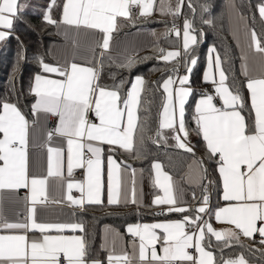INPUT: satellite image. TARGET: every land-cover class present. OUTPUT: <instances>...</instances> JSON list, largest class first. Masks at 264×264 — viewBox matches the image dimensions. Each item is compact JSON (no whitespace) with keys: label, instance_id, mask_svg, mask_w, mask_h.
Instances as JSON below:
<instances>
[{"label":"snow or ice","instance_id":"6c2138e0","mask_svg":"<svg viewBox=\"0 0 264 264\" xmlns=\"http://www.w3.org/2000/svg\"><path fill=\"white\" fill-rule=\"evenodd\" d=\"M185 7L192 18L184 14ZM212 7L208 0L199 4L202 14L210 13ZM222 7L230 20L238 15L240 21H246L244 15L238 14L234 0H223ZM134 8L138 9L135 18L148 19L158 12L170 18L171 23L169 27V21H163L164 31L159 35L151 33L155 37L151 46L154 55L139 61L134 55L119 51L116 56L110 54L115 47L111 43L112 33L120 27L118 18L134 20ZM257 8L264 20V3ZM54 10H58V18ZM195 13L192 0H0V42L13 35L15 25L24 23L26 14L37 16L44 27H54V34L65 41V52L57 59V66L36 56L39 71L31 76L26 91L33 98L30 106H25L27 111L19 106L25 93L17 94L15 86V73L26 61L21 41L13 74L8 78L9 92L16 99H0V232L23 233L0 234V264H105L93 256L86 235L75 234L85 233L83 223L38 221V210L51 213L64 206L83 212L86 205L104 204L105 189L108 206L131 203L139 208L143 193L138 188L137 176L143 170L125 160L118 161L113 153L119 151L131 159L142 160L146 158L147 141L182 150L191 157L179 179L165 171L158 160L152 161L149 174L154 196L148 207L158 208L156 215L179 213L182 218L127 225V233L134 238L131 255L122 249V254H115V246L123 237L106 226L100 245L108 253L106 264H249L242 252L224 255L225 249L237 246L253 254L259 252L264 260V42L244 24L247 43L241 56V74L247 78L244 85L227 82L216 48L209 47L202 80L213 85L214 95L204 89L197 93L190 76L198 64L196 50L204 33L201 30L198 38ZM181 16L182 29L176 23ZM201 22L211 26L213 20L202 15ZM172 35L176 41L169 39ZM161 39L179 46L165 49ZM253 48L255 54L251 59L258 76L250 75L247 63ZM97 49H100L98 57ZM121 55L123 58L117 62ZM149 59L165 65L153 66L149 72H160L162 77L166 74L162 83L153 82L156 91L162 92L157 127L152 134H149L150 117L138 114L141 108L149 112L143 100V93L148 90L144 76L121 78L112 85L101 83L105 60L117 68L130 70ZM80 60L90 66L77 62ZM93 63L95 66H91ZM181 68L185 74H179ZM44 74H56L60 79ZM109 76L116 81V73ZM244 87L249 94L247 100L242 94ZM193 95L199 98L191 116L195 127L189 129L186 104ZM50 117L55 118L51 128L47 126ZM165 130L171 135H166ZM190 132L203 142L199 158ZM57 137L66 142V153L63 147L51 146ZM30 147L46 149V174L41 165L42 151L33 152L30 170ZM74 169L83 170L82 181L73 180ZM212 173L218 174L217 180L210 178ZM181 182L201 189L199 198L193 194L198 206H182ZM213 184L224 202L215 208L210 205L209 189ZM19 189L27 190L22 198L26 214L23 221L9 222L5 201H14ZM74 190L79 196L73 194ZM212 219L229 227L216 228ZM66 231L73 234L65 235ZM28 232L40 235L29 239ZM241 237L252 243L244 244ZM157 243L161 245L159 253Z\"/></svg>","mask_w":264,"mask_h":264},{"label":"trees","instance_id":"16d2710c","mask_svg":"<svg viewBox=\"0 0 264 264\" xmlns=\"http://www.w3.org/2000/svg\"><path fill=\"white\" fill-rule=\"evenodd\" d=\"M43 2V0H41ZM205 0H192V3L196 6V13L194 17V26L197 29V35L199 38V32L202 30L204 33L203 40L197 47V57L198 64L195 66L193 73L190 77L191 86L196 90L203 86L201 80V73L204 65V55L207 49L215 47L217 53L219 54L222 60V67L228 76V83L232 84L233 82H239L244 85V81L238 72V63L239 58L237 51L234 47V44L231 41L228 22L226 17V10L222 7L223 0H208L212 3L213 7L210 13L202 14L199 8V4L204 3ZM238 9L240 13L246 16L249 19L250 25L254 32L258 35L261 42H264L263 37V27L259 22L256 8L257 5L264 2V0H236ZM58 18V10H54L53 13ZM184 14L189 15V10L187 7L184 8ZM212 19L213 23L211 26L205 25L201 22V18ZM183 16L179 17L176 21L183 23ZM190 18H192L190 16ZM163 21H169L168 26H171L170 18L162 17L158 12H155L148 19L135 18L132 21L129 20H119L118 24L120 27L118 30L112 33L113 37H120L130 31L137 29H153L158 30L159 34L162 33L165 29V23ZM13 35L4 42H0V99L5 97L9 98L12 101H15L16 96L12 95L9 92L10 85L8 83V78L12 75L13 65L16 62V53L18 51L20 42H23L26 61L21 65L20 71L15 73L16 79V92L17 94L25 93L21 97L19 106L22 110L27 111L26 105L30 106L32 97L26 95V91L30 84L31 76L39 71V67L36 63V56L40 55L44 58L45 62L48 61V49L49 46L57 40L55 33V28L51 26L44 27L35 15H25L24 23H17L14 27ZM171 41H176L177 38L170 37ZM160 44L165 49L174 48L177 45L170 44L168 41L163 39L160 40ZM154 55L151 51V48L146 52L136 56L139 61L140 58ZM153 66L156 67H165L164 64L158 62L156 59L145 60L143 63H138L135 67L130 70L117 68L111 61L105 60V69L101 78V83L112 85L113 83H118L121 78H126L131 80L135 75H143L144 78L148 81L147 91L143 93V100L149 107V112H145L141 108L138 113L141 117L149 116V124L151 127V132L154 133L155 128L157 127L158 112L160 110V101H161V92L162 89L156 91V84L154 81L162 83V79L166 78L161 76L160 72H149L148 70ZM171 67V65H168ZM182 70V68H181ZM109 73H116V81H113ZM129 85H125L127 88ZM242 94L245 97V88H242ZM196 95L190 96V99L186 106V111L189 113L191 111L192 103ZM166 135H171L167 130H165ZM173 142L169 139V145ZM197 158L203 153V143L200 141H195L194 144ZM191 157L189 154L184 153L182 150H177L172 147H164L162 144L160 146L152 144L150 141L146 142V158L142 160L130 159L129 164L132 166H138L145 169H148L153 160H158L164 166V170L167 171L170 175L175 177H181V175L186 171L187 163L190 161ZM211 170V168H210ZM212 178L213 173L211 174ZM206 183V182H205ZM215 184L212 187V194L214 193ZM198 196L200 197L201 189H199ZM214 195L212 196V200ZM80 218V221L85 226L86 238L91 244L92 254L96 256V247L98 243V232L100 227L103 224H112L119 228H123L126 224L129 223H138V222H150L158 218L167 217V218H177L181 216L178 213H170L168 216L156 215V211L149 210L145 208L138 207H123V208H114L110 209L106 206H91L87 207L86 211L77 215ZM241 240L244 244H251V240H247L241 237ZM215 243V240H213ZM260 247L259 245H256ZM243 253L248 259L249 264H264V260H261L260 253L255 254L245 251L240 247H233L231 249H225L224 255H235L238 253ZM220 253H217L219 256ZM100 256V255H99Z\"/></svg>","mask_w":264,"mask_h":264},{"label":"crops","instance_id":"0c3cea01","mask_svg":"<svg viewBox=\"0 0 264 264\" xmlns=\"http://www.w3.org/2000/svg\"><path fill=\"white\" fill-rule=\"evenodd\" d=\"M236 8H237V12L238 14H241L238 6H237V2L236 0H234ZM264 3V2H262ZM135 9V8H134ZM138 14V9H136V13H133V17L135 18ZM256 14L258 17L259 22L262 24L263 27V37H264V20H262L259 16V12H258V8H256ZM242 15V14H241ZM226 17H227V22H228V28H229V34H230V38L232 43L234 44V47L237 51L238 54V58H239V63H238V72L239 75L241 76L242 80L244 81V84L247 83V78L244 77L241 74V56H242V51L247 50V43L245 41V37H244V24H247V29L249 32L254 31L250 25L249 19L247 18L246 21L242 22L239 20L238 15L237 16H233L230 20L229 18V14L226 10ZM119 20H124V18H118ZM182 25L183 23H181L180 28L182 29ZM56 31V30H55ZM152 32H155L159 35V31L158 30H153V29H137V30H133L130 31L120 37H113V41L111 43H113L115 45L114 49H112L110 51V54L113 56H116L117 51H119L121 54H127V55H134L135 57L146 52L147 50H149L152 46V43L155 40V37H153L151 35ZM233 33H235V35H233ZM258 36V35H257ZM57 40L54 41L48 49V61L46 63L52 64L53 66H57V59H60L63 57L65 49H64V45H65V41L63 39L62 36H57ZM259 38V37H258ZM97 39H100V34L97 32ZM211 47V46H210ZM173 48H169L168 50H172ZM208 50V49H207ZM99 52L100 49H97L96 51V55L97 57L99 56ZM81 55H85V53L83 51H81L80 53ZM206 54L207 51L204 55V65H203V70L201 73V77L203 75V71L206 67ZM255 54V49L253 48L249 53V60H248V67H249V71H250V75L253 76H258V73L256 71H254V65L252 62L251 57ZM122 55L120 57H117V62H119L122 59ZM81 64H84V62L82 60L77 61ZM114 64V63H113ZM115 65V64H114ZM84 66H90L87 64H84ZM91 66H95V64L93 63V65ZM179 74H185L184 70L182 69V71ZM49 76L52 79H60L59 76H57L56 74H44ZM136 76V75H135ZM133 76V78L135 77ZM191 77V76H190ZM132 78V79H133ZM218 79V77H217ZM202 80V78H201ZM203 86H211L213 88V85L209 82V83H204L202 80ZM130 86V85H129ZM202 86V87H203ZM200 87L198 90V93L200 91V89L202 88ZM245 88V99H248V92L246 87ZM214 89V88H213ZM198 95H196V97L193 100L192 103V107H191V111L189 113H187L186 111V122L187 125L189 127V129H192L195 127L194 121H192L191 116H192V111L194 108V104H195V100L198 99ZM190 99V97H189ZM187 106V104H186ZM31 119V117H29ZM51 118V117H50ZM50 118L47 121V126L50 127L49 122H50ZM190 141L192 144H194L195 141H200L202 142V140L200 138H198L195 134L190 132ZM203 143V142H202ZM51 146L52 147H63L65 149V153H66V149H67V145L66 142L62 141V138H54L53 141L51 142ZM107 148V146H105V149ZM34 151H42L43 152V158L41 160V165H42V169L46 174V167H47V152L46 149L43 150H34L31 147L29 148V155H30V170H31V162L34 159L33 157V152ZM108 153L107 151H105V166H106V157H107ZM114 157L119 161V160H125L127 161V163L129 164V160L131 158H129L127 155H123L121 154V152H116L113 153ZM199 158V157H198ZM135 168H137L138 170H143L142 174L138 172V176H137V180H138V188L140 191H142L143 196H142V206H140V208H145V209H149V210H154V211H159L158 208H154V207H148L151 205V201L153 199L154 196V190L151 187L150 184V180H149V174L151 172V164L149 166L148 169L142 168V167H138V166H133ZM82 169H74L73 172V180L74 181H82L84 179V172L82 174L81 177L76 176V173ZM209 171L211 173V170L209 168ZM66 174V172H65ZM174 179H179L180 177H175L173 176ZM213 177L212 175H210V178L213 180H217L218 179V174H214L213 173ZM104 181H105V185H106V181H107V176H106V167H105V175H104ZM207 183V181H204V183ZM181 187L184 189V204L182 206L184 207H189V206H198L196 205L195 201L193 200V194H195V196L197 198H199L198 194H199V187L195 186V185H189L186 182H181ZM212 187L213 185L210 187L209 191H210V195H211V199H210V205L215 208L218 204L219 205H223L224 202L222 200L219 199V195H220V190L217 188V186L215 185V189H214V193L212 194ZM27 190L26 189H19L18 192L16 193V199L14 201H5V215L6 218L9 220V222H18V221H23L24 217H25V204L23 201V197L26 195ZM73 194L75 196H79V192H76L74 190ZM214 195V198L212 200V196ZM104 200V204L102 206H106L110 209H114V208H123V207H129V206H133V207H137L136 205H133L131 203L124 205L123 203L120 205H112V206H108L107 205V195H106V189H105V194L103 197ZM93 205H86L85 207H91ZM95 206H100V205H95ZM73 212H75V214L73 215ZM84 212V211H83ZM82 211H80L79 209H73V208H69V207H64L61 206V209L56 210L54 212L48 213V212H42L40 210H38L37 213V217H38V221H44V222H61V223H66V222H74V223H82L80 221V218H78V214L83 213ZM179 214V213H178ZM181 215V214H180ZM182 217L179 216L177 218H167V217H162V218H158L154 221H150V222H138V223H155V222H163L165 220H178L181 219ZM205 219H209V217L205 216ZM211 222L213 223V226L216 228H223V227H229L228 225L225 224H219L217 223L214 219L211 220ZM129 224H135V223H129ZM126 224L123 228H119L115 225L112 224H103L98 232V243H97V247H96V256L99 257V259L104 260L105 264H106V257L108 255L107 252L101 250L100 245L104 242L103 241V237L105 234V227L108 226L109 228L115 229L117 230L121 236L123 237L122 241L117 242V245L115 246V254L116 255H120L122 254L121 249L124 252H127L129 255H131L132 253V248H131V243L133 241V237L127 233L126 228L127 225ZM0 234H23L22 232H18V233H8V232H0ZM65 235H72L73 233H71L70 231H66L64 233ZM76 235H83V233L77 232L75 233ZM39 233L38 232H28L27 236L29 237V239L32 238H38L39 237ZM111 239V237H109V240ZM255 239H259L258 234H256ZM214 240V238H213ZM137 244L139 243V241H136ZM160 243H157L156 248L158 253L160 252ZM100 255V256H99Z\"/></svg>","mask_w":264,"mask_h":264},{"label":"built area","instance_id":"2783aa9c","mask_svg":"<svg viewBox=\"0 0 264 264\" xmlns=\"http://www.w3.org/2000/svg\"><path fill=\"white\" fill-rule=\"evenodd\" d=\"M133 13H136V9H133ZM177 25L180 27L181 26V24H180V21L179 22H177ZM171 27V26H170ZM170 37H175V35H172V36H170ZM182 71V70H181ZM180 71V72H181ZM201 89H204V90H207L208 92H209V94H213L214 95V89L211 87V86H206V87H202ZM200 89V90H201ZM218 104H219V101L217 100L216 101ZM54 124H55V118H50V122H49V125H50V127L49 128H51V127H53L54 126ZM82 174H83V170H79L77 173H76V176H78V177H81L82 176ZM157 212H159V211H156V213Z\"/></svg>","mask_w":264,"mask_h":264}]
</instances>
